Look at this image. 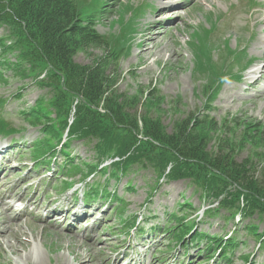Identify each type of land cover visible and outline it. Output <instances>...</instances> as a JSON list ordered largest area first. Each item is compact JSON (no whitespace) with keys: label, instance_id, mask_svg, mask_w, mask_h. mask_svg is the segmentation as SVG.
<instances>
[{"label":"rangeland","instance_id":"rangeland-1","mask_svg":"<svg viewBox=\"0 0 264 264\" xmlns=\"http://www.w3.org/2000/svg\"><path fill=\"white\" fill-rule=\"evenodd\" d=\"M158 2L100 1L102 8L95 20V29L114 41L113 46L122 51L119 59L111 57L105 60L109 63L105 74L115 76L117 93L124 98H119L118 102L126 106L128 100H136L133 104L141 115L139 127H143L144 117L149 120L159 118L168 136L177 135L178 126L188 121L191 113L195 114L196 119L207 115L210 125H197L195 121L191 123L199 126L193 137L199 134L202 137L200 142L207 143L205 152L211 154L219 149L226 150L233 155L237 164L249 165L246 173L253 168L260 176L264 173V45L257 47L258 40L264 38V0H200L199 3L192 0L187 3L186 9L182 7L183 10H179L183 21L169 17L162 22L166 14L158 12ZM132 14L133 18L130 19ZM155 23H159L160 27L155 31L160 32V38L155 46H145L150 37L147 30ZM0 40H4L8 46H13L15 42L7 27L0 29ZM147 49L152 51L149 56L142 54ZM17 53L19 51L14 50V53L6 55L0 48V136H12L0 137V141H11V148H15L18 142L25 149L20 151L21 148H17L13 154L8 152L6 158L12 155L15 160L7 162L5 173L11 163V170L15 173L8 181L5 177L0 178L4 179L0 183L5 184L4 188L8 187V182L10 186H16L21 195L18 198L22 200L21 206L28 202L25 206L30 207L33 195L35 207L30 210L38 207L39 211H35L33 219L21 214L13 222V231L19 235L21 244L11 237L13 252L9 245L1 247L0 244V264H121L116 258L120 253L127 254L129 251L130 254L140 251L147 253L142 264H203L204 258L212 256V249H218L226 241L233 243L230 264H264V242L260 248L264 221L260 222L257 215L251 219L240 218L239 215L231 217L225 210L203 216L204 210L217 209L218 206H215L217 197L210 187L205 199L193 190V185L204 183V176L195 179L193 184L190 179L173 182L162 179L158 183L152 169L132 168L126 172L116 163L111 165L108 161L106 165L96 162L98 158L92 146L75 137L63 153L37 154L39 145L51 137H46L43 132L44 119H41V126L32 129L25 118L41 115V107L48 105L51 109L49 93L46 88L36 84L38 72L23 74L21 67H16L19 63ZM107 53L110 54L103 49H90L78 53L75 62L93 66ZM257 70L262 72L261 76H249ZM224 74L229 76L226 82L219 78ZM253 80L258 82L257 86L250 85ZM217 88L220 90L212 96ZM49 119L54 120L55 115ZM247 132L251 136L244 137ZM63 134H60L57 143L54 141L56 145ZM256 134L259 135L255 137ZM114 139L120 141L117 137ZM42 154L46 156L42 160L59 164L66 161V156H71L76 165L82 166L81 174L69 178L67 174L53 173V166L48 171L42 169L35 162ZM23 163H26V169L21 171L19 167ZM88 165H91L89 170ZM31 167L34 169L31 170ZM42 172L45 176L33 179L36 173ZM90 172L93 175L87 180L85 189L83 176ZM26 176L28 178L25 180ZM94 185L104 188L100 194L90 191V201L96 202L97 219L101 216L100 206L111 205L102 221L96 222L94 234L87 235L91 230L88 229L90 222L96 218L86 220L76 229L72 225L69 231L64 228L67 223L71 224L69 220L58 219V222L51 214L47 217L53 211L49 207L52 201L69 198L76 189L84 196L88 188ZM10 194L16 197V190ZM233 194V187L229 186L226 197L231 198ZM0 195L5 196V192ZM257 197L264 198V195L257 194ZM241 198L245 203V195ZM229 203L235 201L230 200ZM122 204V211L118 210ZM244 207H247L246 203ZM93 214L94 211H89L88 215ZM173 215L182 220L188 217L185 221L196 219L198 222V232L195 229L191 232L194 233L191 237L194 244L190 243L187 248L182 249L171 241L176 230L166 235L161 234L160 230L153 232L159 227L163 228ZM9 216L15 218L17 213H6L4 219H0V231L5 229ZM42 218L46 220L38 221ZM135 220L139 221L137 232L129 227ZM25 221L27 224H24ZM179 222L169 223L167 227L170 229L166 228L165 232L178 226ZM250 224H254L252 229L258 230V237L249 234L251 230L247 229ZM200 233L205 238L200 240ZM153 238L155 240L151 242ZM36 246L39 247L40 258L35 255ZM201 251L202 255L198 257ZM129 260L131 256L123 264H129ZM220 260L221 257L210 260L208 264H228L226 260Z\"/></svg>","mask_w":264,"mask_h":264},{"label":"trees","instance_id":"trees-1","mask_svg":"<svg viewBox=\"0 0 264 264\" xmlns=\"http://www.w3.org/2000/svg\"><path fill=\"white\" fill-rule=\"evenodd\" d=\"M100 1L0 0V29L9 28L15 41L13 47H7L5 41L0 40L3 51H19L16 67H21L23 74L47 71L46 78L38 84L51 89V109L30 121L35 126L41 118L45 123H54L44 125L43 132L51 139L41 148L51 150L53 142H58L60 134L66 132L72 107L77 103L74 124L69 127L70 141L75 137L92 145L100 160L116 156L117 166L126 172L132 168L152 169L158 181L190 179L193 184L195 179L204 176L201 190L210 187L217 199L227 193L229 186L237 187L239 190L231 196L236 203L227 207L224 201L222 207L245 216L246 211H241L239 206L242 194L249 212L259 210L263 215L264 198H258L257 194L264 195V173L257 176L253 168L246 173L249 165L237 164L226 150L206 153L207 143L200 142L199 134L193 137L199 130L197 125H210L209 117L196 119L191 113L189 120L178 126L179 133L168 136L159 118L144 117L143 127H139L141 115L133 104L136 100H128L126 106L118 102L119 98H124L117 93L115 76L105 74L109 64L105 60L119 59L122 51L95 29V20L102 8ZM90 49H103L110 54L101 56L93 66L77 64V54ZM224 75L219 76L222 81ZM219 90L217 88L212 96ZM51 114L56 115L55 121L49 119ZM193 121L197 125H192ZM249 136L247 132L244 137ZM114 137L120 141H115ZM176 230L178 232L179 226ZM174 240L181 242V234L175 235Z\"/></svg>","mask_w":264,"mask_h":264},{"label":"bare ground","instance_id":"bare-ground-1","mask_svg":"<svg viewBox=\"0 0 264 264\" xmlns=\"http://www.w3.org/2000/svg\"><path fill=\"white\" fill-rule=\"evenodd\" d=\"M195 2L199 3L200 0H195ZM202 2V1H201ZM205 4H208L206 3L205 1ZM182 5V6H181ZM158 12L159 13H165L166 16L164 18H166V21L169 19V17H174V20H179V21H183V17L180 15V11L179 9H181L182 7H184L183 3H182V0H177V1H173V2H167L164 1V0H159L158 2ZM168 12V13H167ZM169 14H172V16H169ZM164 18L161 19L160 22H162L164 20ZM172 21V20H171ZM154 26H152L149 30H147V33L148 35L150 36L146 45L145 46H150V45H156L157 44V41L158 39L160 38V32L159 31H155V30H158V26H159V23H155L153 24ZM160 27V26H159ZM161 29V28H160ZM264 45V38L262 37L261 39L258 40V47L259 48L260 46ZM152 51L150 49H147L145 50L142 54L145 56H149L151 55ZM258 74H261L259 73V71H253L249 74V76H253V77H256ZM251 85H255L257 86L258 85V82L256 80H253L251 83ZM5 145L4 144H1L0 143V155L2 154V151L5 149ZM7 169V168H6ZM1 178V177H0ZM4 179H0V182L3 181ZM0 185H3L5 187V184H2L0 183ZM12 197H15L14 195L11 194ZM0 201L2 202V200L0 199ZM52 205V204H51ZM28 207L29 205L26 206L27 208V213H21V214H26L28 216H30L28 214ZM9 211L12 210V208H9L8 209ZM21 214H17V217L15 218H12V217H8V221H7V225L5 227V229L3 231H0V244H1V247H5V246H8L9 245V249L12 251V248L14 247L11 242H10V238L13 237L17 242H20L19 240V235L15 233V231H13V228H12V225H13V222H16L18 220V217L21 216ZM55 214V215H60V216H64V213L62 211H53L52 212H49V215L50 216ZM84 214L88 215L89 214V211H85ZM94 215V214H93ZM92 215V216H93ZM76 219H80L82 218L81 216L79 215H74ZM31 217V216H30ZM36 217V216H35ZM4 219V217H3ZM43 219V218H42ZM85 222V221H84ZM83 222V223H84ZM24 224H27L26 221ZM46 224V223H45ZM22 226H23V223H22ZM1 239L3 240V242H1ZM10 243V244H9ZM44 246V245H43ZM34 251L36 252L35 255L38 256L40 258V251H39V247L36 246L34 248ZM13 252V251H12ZM32 259V258H31ZM30 259V260H31Z\"/></svg>","mask_w":264,"mask_h":264}]
</instances>
